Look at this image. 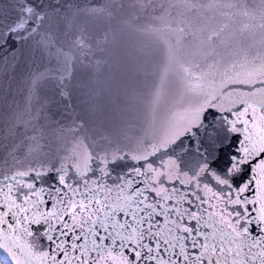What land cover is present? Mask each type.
Wrapping results in <instances>:
<instances>
[{
	"label": "snow or ice",
	"instance_id": "obj_1",
	"mask_svg": "<svg viewBox=\"0 0 264 264\" xmlns=\"http://www.w3.org/2000/svg\"><path fill=\"white\" fill-rule=\"evenodd\" d=\"M0 264H264V0H0Z\"/></svg>",
	"mask_w": 264,
	"mask_h": 264
},
{
	"label": "water",
	"instance_id": "obj_2",
	"mask_svg": "<svg viewBox=\"0 0 264 264\" xmlns=\"http://www.w3.org/2000/svg\"><path fill=\"white\" fill-rule=\"evenodd\" d=\"M121 39L128 43H135L139 38L135 34H126Z\"/></svg>",
	"mask_w": 264,
	"mask_h": 264
}]
</instances>
